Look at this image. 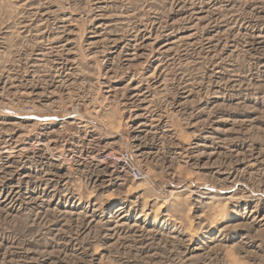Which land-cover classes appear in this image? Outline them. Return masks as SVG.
I'll list each match as a JSON object with an SVG mask.
<instances>
[{"label":"rangeland","instance_id":"obj_1","mask_svg":"<svg viewBox=\"0 0 264 264\" xmlns=\"http://www.w3.org/2000/svg\"><path fill=\"white\" fill-rule=\"evenodd\" d=\"M0 264H264V0H0Z\"/></svg>","mask_w":264,"mask_h":264},{"label":"built area","instance_id":"obj_2","mask_svg":"<svg viewBox=\"0 0 264 264\" xmlns=\"http://www.w3.org/2000/svg\"><path fill=\"white\" fill-rule=\"evenodd\" d=\"M119 161L126 168L131 176L136 180H142L144 178L141 170L135 165L133 158L129 153H123L119 157Z\"/></svg>","mask_w":264,"mask_h":264}]
</instances>
